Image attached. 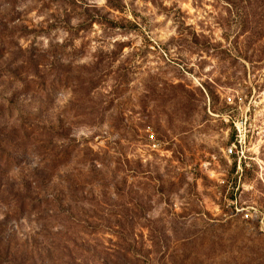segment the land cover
<instances>
[{
	"label": "rangeland",
	"instance_id": "1",
	"mask_svg": "<svg viewBox=\"0 0 264 264\" xmlns=\"http://www.w3.org/2000/svg\"><path fill=\"white\" fill-rule=\"evenodd\" d=\"M0 264H264V0H0Z\"/></svg>",
	"mask_w": 264,
	"mask_h": 264
},
{
	"label": "built area",
	"instance_id": "2",
	"mask_svg": "<svg viewBox=\"0 0 264 264\" xmlns=\"http://www.w3.org/2000/svg\"><path fill=\"white\" fill-rule=\"evenodd\" d=\"M228 102L231 103L232 99L228 98ZM237 134L235 136L234 142L230 146V148L227 151V154L230 157L234 158V161L237 163L238 167L240 168V165L245 159V151L247 147V133L245 128L239 127L238 125L235 124ZM247 219L249 218V215L245 216Z\"/></svg>",
	"mask_w": 264,
	"mask_h": 264
},
{
	"label": "trees",
	"instance_id": "3",
	"mask_svg": "<svg viewBox=\"0 0 264 264\" xmlns=\"http://www.w3.org/2000/svg\"><path fill=\"white\" fill-rule=\"evenodd\" d=\"M12 163H16L17 164L18 163V160L17 159H6L5 160V165L12 164ZM236 167H237V163L234 162V169L235 170H236Z\"/></svg>",
	"mask_w": 264,
	"mask_h": 264
}]
</instances>
